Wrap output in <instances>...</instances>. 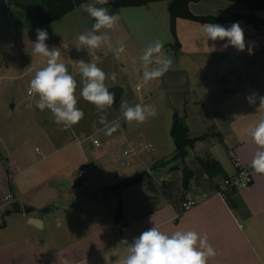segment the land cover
I'll list each match as a JSON object with an SVG mask.
<instances>
[{"label": "crops", "instance_id": "crops-1", "mask_svg": "<svg viewBox=\"0 0 264 264\" xmlns=\"http://www.w3.org/2000/svg\"><path fill=\"white\" fill-rule=\"evenodd\" d=\"M2 1L9 6L8 0H0ZM158 2H166L168 9L167 0L150 2L141 6H115L124 11L121 25L130 32H139V24L143 22V19L135 18L133 21L131 18L135 15L129 16V10L141 11ZM78 8L80 6L64 16L72 14ZM189 8L198 16L225 17L231 13H249L244 5L231 0H200L191 2ZM256 15L264 21V9L257 11ZM2 18L3 12L0 9V20ZM235 22H238L244 31L246 43L244 51H238L232 46L223 49L227 40H206L201 32V26L213 22L178 18L176 35H174L170 16L173 41L167 52L181 53L188 47L193 54L246 55V49L264 47V36L260 35V32L264 34V25L255 27L245 20L215 24L228 28ZM181 28H184V31L188 30L186 34H182ZM176 41L180 44L179 49L175 46ZM213 46H215L214 50ZM176 63L178 64V61ZM75 66L71 65L70 72ZM122 67L126 69V65ZM170 69H187L190 73V92H194L195 96L193 101L186 103L187 111L184 115L190 136L192 138L202 136L210 122L221 134L222 142H207L208 149H206L221 163L225 172L231 176L239 167H251L258 148L248 135V129L253 127L259 119L264 118V109L258 110V98L255 103L250 104L248 97L252 95L264 97V80L258 82V86L245 87L232 85L231 79L229 90L220 97L222 100L213 109L207 106L206 100L198 95L201 82L219 91V86L222 84H218L217 80L211 81L210 78L203 80L199 72L196 73V81L193 83V72L189 68L173 66ZM113 85L125 87L118 80L106 81L107 87ZM145 99L148 98L145 97ZM189 106L191 111L188 110ZM173 109L174 115L175 108ZM197 110H201V114H197ZM186 118L190 119L191 124L186 122ZM197 118L200 123L199 128L194 126L198 121ZM172 123L169 136L173 140ZM193 129H197L196 134H193ZM147 138L148 144L152 145L153 139L151 137L149 139L148 136ZM124 141H127L126 136L121 140L122 144H115L116 147L120 145V148L123 147ZM141 142L147 144L142 136L139 147L143 148L140 146ZM207 143L196 141L195 146L189 149V153L205 148ZM218 147H223L230 156L233 168L231 173L226 164L215 155ZM76 148L82 151L80 145H76ZM175 150L176 147L174 154ZM156 151L155 156L153 152L151 153L153 161L145 169L114 173L108 177L109 180L103 178L98 187L89 185L88 190L82 178L87 177L91 166L85 159L86 164L82 168H86V173L83 176L78 173L82 190L80 197L71 193L76 186L70 188L65 185L66 190H58L52 186L53 178L69 179V174L66 172L53 175L40 174L31 166L15 172L9 166L10 159L0 156V216L7 208L15 204L20 207L19 211L11 212L6 216V226L0 228V264H119L126 255L125 246L120 245V241L127 240L131 243L134 238L139 237L154 224L167 234L177 230H192L201 237L206 235L208 243L216 251L215 257L209 258L208 264H264V175L254 172L253 184L238 191L235 196L238 206H233L216 190H195L191 186L188 190H183L180 184L178 187L181 199L179 202H174L165 196L162 189L163 182L172 181L170 179L172 173L163 172L165 166L153 167L157 161L169 160L174 155L170 157ZM120 152L122 155V148ZM131 153L136 154V151L131 148ZM14 161L19 169L18 162ZM143 171L149 173L144 180L129 186L123 185L124 180L135 177ZM203 177L206 179L207 174L205 173ZM93 179H95L94 175L88 176L85 182L90 183ZM185 198L196 199L198 204L183 210L182 202ZM121 204L122 218L117 220L116 214ZM26 208H30V211Z\"/></svg>", "mask_w": 264, "mask_h": 264}, {"label": "rangeland", "instance_id": "rangeland-1", "mask_svg": "<svg viewBox=\"0 0 264 264\" xmlns=\"http://www.w3.org/2000/svg\"><path fill=\"white\" fill-rule=\"evenodd\" d=\"M19 1L35 14L45 7V0ZM7 6L5 1L0 2V9L3 12V18L0 20V156L10 159L9 166L15 172L28 166L36 169L40 174L53 175L66 172L70 178H53L52 186L58 190H66L65 185L70 188L76 186L74 192L71 193L77 197H80L82 192L78 173L86 164L85 159L91 166L86 176H95V179L90 183L85 182L87 177L82 178L83 184L87 186L88 190L89 185L98 187L103 178L109 180L108 177L114 173L145 169L153 161L151 153L153 152L154 156L157 155L156 150L162 155L170 157L174 155L175 146L169 136L174 109L162 78L151 81L147 85L142 82L144 69L140 57L150 43L157 39L161 40L164 44L162 55L172 60L171 67H185L192 70L193 83L196 81V73L199 72L203 80L210 78L211 81L217 80L218 84H222L219 86V91L201 82L198 95L205 99L207 106L211 108L217 107L219 101L222 100L220 97L227 93L231 79L233 80L232 85L245 87L258 86L257 83L264 80V47L252 48V54H249L246 49V55L193 54L188 47L181 53L167 52L173 37L166 2L151 4L141 11L129 10V16L135 15L134 18H131L133 21L135 18L143 19V22L139 24L140 30L136 33L130 32L121 25L120 21H122L124 12L122 8L109 4L106 6L109 7L110 13L118 14L120 19L114 30H101L102 33L111 37V46H103L101 52L97 53L100 56L99 60L93 59V62H96L106 74L115 73V80L124 84L121 102H126L131 106L136 104L155 105L157 115L149 118L143 124H139L135 121L127 122L120 106L113 105L107 108L106 112L98 113L94 105L86 102L80 96L83 85L76 62L81 59L91 62V57L83 48L77 51L75 45L79 43L77 37L82 33L92 31V25L95 22L80 7L72 14L40 27L48 32V39L45 43L49 48H58L61 62L76 65L71 74L77 81L75 93L78 100L77 107L83 110L84 118L77 125L66 129L63 124L54 122L50 110L40 111L36 107L38 95H28L31 79L37 70L46 66L47 58L33 53V44L37 39L36 29L38 28L34 29L27 23L25 11L9 2L8 12ZM187 31L181 28L182 34H186ZM260 35L264 36L261 32ZM121 43L126 46V51L121 54L119 59H116L113 49ZM122 65H126V69ZM107 80L112 79L106 78L105 84ZM194 96V92H189L186 103L193 101ZM188 110H190V106ZM201 112V110H197V114H201ZM101 115H105L109 123L117 121L120 124V128L111 136H106L103 131H100L104 127L99 123ZM186 122L191 124L190 119L186 118ZM194 126L200 127L199 119ZM196 130L193 129V134H196ZM205 130L202 135L204 137L200 141L222 142L221 134L210 122ZM125 136L127 141L123 142L121 155V145L117 148L115 144H122L121 140ZM141 136L147 144L149 143L147 136L149 139L150 137L153 139L150 150L139 147ZM95 140H98L99 145L94 143ZM208 143L205 148L192 153H189V148L184 159L159 160L153 167L165 166L163 172L172 173L170 179L177 185H182L184 172L191 171L194 174L191 181L192 189H211L217 183L222 184L224 179L221 176L212 179L203 177L204 164L215 159L207 150ZM76 145H80L83 153L76 148ZM131 148L136 151V154H126V151L131 152ZM215 155L226 164L229 173H231L233 170L231 159L224 148L218 147ZM14 160L18 162L19 169ZM11 208L12 206L7 210ZM5 212L0 216V223L6 219Z\"/></svg>", "mask_w": 264, "mask_h": 264}, {"label": "clouds", "instance_id": "clouds-1", "mask_svg": "<svg viewBox=\"0 0 264 264\" xmlns=\"http://www.w3.org/2000/svg\"><path fill=\"white\" fill-rule=\"evenodd\" d=\"M99 5V6H97ZM109 0H92L87 4H81V9L94 19L92 31L80 34L77 51L82 48L91 57V62L83 59L76 62L82 78V90L80 96L88 103L94 105L98 113L106 112L107 108L114 105L115 92H110L106 86V78L116 79L115 73L106 74L98 67L93 59L99 60L97 53L103 46H111V37L102 33V29L114 30L118 25L119 15L110 13ZM201 32L206 40L224 41L223 49L232 46L238 51H244L246 47L244 31L238 22L232 23L226 28L220 24L205 23L201 26ZM99 33V34H98ZM37 39L33 44V53L39 54L46 59V66L35 72L28 87V94L38 95L36 107L40 111L50 110L53 120L57 124H63L66 129L77 125L83 118L84 112L77 107L76 96L77 81L74 79L67 64L61 62L58 48L51 49L45 43L48 32L44 29H36ZM215 46H213L214 50ZM164 44L157 39L150 43L140 57L142 67V82L158 80L165 76L172 66V60L162 55ZM126 51V46L121 43L113 49L114 58L119 59ZM252 54V49H248ZM151 66V67H150ZM259 99V108L264 109V97L252 95L248 97L250 104ZM123 117L127 122L143 124L149 118L157 115L155 105L136 104L131 106L126 102L120 103ZM99 123L104 125L103 131L106 136H111L120 128L117 121L109 123L105 115H101ZM248 135L258 150L256 151L251 168L255 173L264 175V118L248 129ZM125 246L126 255L119 264H208L209 258L215 257V249L208 243L207 236L201 237L192 230H177L171 234L162 232L155 224L153 227L142 232L131 243L127 240L120 241Z\"/></svg>", "mask_w": 264, "mask_h": 264}, {"label": "trees", "instance_id": "trees-1", "mask_svg": "<svg viewBox=\"0 0 264 264\" xmlns=\"http://www.w3.org/2000/svg\"><path fill=\"white\" fill-rule=\"evenodd\" d=\"M11 4H14L25 11L27 23L34 29L43 27L46 24L52 23L62 16L72 11L81 4H85L90 0H45V7L42 11L37 14L33 13L31 9L27 8L19 0H8ZM161 1V0H109V4L117 7L126 6H141L148 4L150 2ZM169 2V13L171 16V27L172 32L176 35V20L178 18H186L200 22H233L237 20H245L247 23L254 25L255 27H260L264 25V21L260 19L256 12L264 9V0H231L244 5L249 13H231L225 17H213V16H198L191 12L189 4L191 2H197L200 0H167ZM175 46L179 49L180 44L176 41ZM171 136L173 137L175 143V154L170 160L184 159L187 155L188 149L192 148L196 141L201 140L204 136L198 138H192L189 133V128L185 123L184 117L180 115L179 111L175 110L173 115V123L171 127ZM207 174V178L212 179L216 176H221L223 179L228 178L229 175L225 172L221 163L214 159L209 163L204 164V174ZM203 174V175H204ZM149 173L143 171L135 177L126 179L123 181L124 186L133 185L144 180ZM194 174L191 171H185L182 180L183 190H188L191 186V181ZM118 187V186H117ZM221 187V184H215L211 187L212 190H217ZM162 189L165 196L171 200L179 202L180 198V188L175 182H163ZM225 199L232 203L233 206H238L237 198L235 197L238 193L235 189L226 190ZM20 207L14 205L11 209L7 210L6 216L11 212L19 211ZM30 211V208H26ZM49 210V209H47ZM117 220L122 218V204L119 206L116 214ZM6 226V219L0 223V228Z\"/></svg>", "mask_w": 264, "mask_h": 264}, {"label": "water", "instance_id": "water-1", "mask_svg": "<svg viewBox=\"0 0 264 264\" xmlns=\"http://www.w3.org/2000/svg\"><path fill=\"white\" fill-rule=\"evenodd\" d=\"M71 70V65L67 64ZM171 105L180 115H185V105L188 94L190 92V73L186 69H169L168 73L162 77ZM110 92H115L114 106L119 107L123 94L121 85H113L109 87Z\"/></svg>", "mask_w": 264, "mask_h": 264}, {"label": "built area", "instance_id": "built-area-1", "mask_svg": "<svg viewBox=\"0 0 264 264\" xmlns=\"http://www.w3.org/2000/svg\"><path fill=\"white\" fill-rule=\"evenodd\" d=\"M94 143L96 145H99L98 140H95ZM140 146L146 149L152 148L151 144H145L144 142H141ZM130 153H131L130 151H126V154H130ZM85 173H86V168H82L79 171V175L81 176L85 175ZM253 181H254V170L251 167L242 166L239 167L238 170L233 175L229 176L228 178H225L221 187L217 189L216 192L220 196L225 198L226 190L235 189L237 191H240L251 186L253 184ZM197 204H198V200L193 198H185L184 201L182 202V208L183 210H187L190 209L191 207L196 206Z\"/></svg>", "mask_w": 264, "mask_h": 264}]
</instances>
